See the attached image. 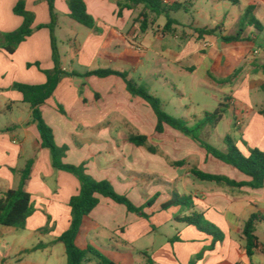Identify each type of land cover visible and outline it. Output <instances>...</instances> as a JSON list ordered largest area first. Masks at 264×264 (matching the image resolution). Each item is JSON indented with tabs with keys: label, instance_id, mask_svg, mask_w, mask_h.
<instances>
[{
	"label": "crops",
	"instance_id": "1",
	"mask_svg": "<svg viewBox=\"0 0 264 264\" xmlns=\"http://www.w3.org/2000/svg\"><path fill=\"white\" fill-rule=\"evenodd\" d=\"M25 1L26 9L35 15L32 25L35 32L14 53L0 47V198L18 186L20 176L15 171H21L33 160L26 185L33 213L25 229L0 227V241L10 253H24L25 264H67L65 245L58 238L70 226L69 202L78 194L80 182L72 173L53 167L50 150L42 146L30 104L24 101L23 93L14 88L15 83H46L44 70L55 67L50 28H37L52 20L48 1ZM84 1L100 31L88 28L83 40H78V34L66 33L64 50L59 47L65 73L40 109L54 131L56 144L68 147L64 162L85 165L86 172L94 179L111 182L118 193L142 207L146 216L100 195L99 204L83 220L77 245L92 246L117 264H147V258L154 264H190L202 252L204 255L197 264H264V221L256 225L260 247L253 256L248 255L241 240L250 215L254 212L264 215V187L239 188L200 180L193 175V168L237 181H248L250 177L208 154L192 138L169 125L158 132L154 109L142 97L132 95L122 77L69 74L112 69L125 72L128 79L135 81L138 68L146 65L144 51L147 48L142 34L154 29L150 27L138 34L139 29L133 24L136 9H125L122 16H118L117 0ZM165 1L184 3L186 0ZM17 2L0 0V32H12L23 24L24 18L14 12ZM250 5H255L254 15L259 13L256 17L264 25V0L259 5ZM186 6L184 3L182 9L191 11ZM59 7L65 14V26L72 29L75 20L69 16L67 0L55 1L56 14ZM243 15L236 14L235 20L240 23ZM56 27L57 21L55 35ZM157 27L163 28L161 24ZM59 28L63 30L62 26ZM215 28L220 38L228 35L225 24ZM263 31L248 25L242 40L225 42L221 38L223 45L219 47L195 30L184 36L190 41L187 48L180 53L170 51L175 59L168 60L166 65L170 72L178 67L195 70L194 62L184 59L199 55L201 63L203 57L208 56L210 62L204 60L202 64L211 65L213 73L228 71L230 77L235 74L226 82L223 77L213 79L227 86L226 104L233 110L239 132L235 141L244 153H248L245 143L264 151V106H260L264 100V47L251 50L250 44L252 39H259ZM159 32L165 35L162 30ZM172 33L178 37L176 25ZM153 35L160 37L158 33L153 32ZM191 39L195 40L193 44ZM198 40L201 43H197ZM241 61L246 65L236 68V63ZM232 71L233 75L229 74ZM254 74L260 77L253 78ZM216 127L207 125L205 128ZM137 135L147 137L145 145L131 142L130 138ZM226 149L227 146L224 151ZM191 181L201 182V185L189 189ZM204 182L212 184L203 185ZM174 194L190 196L193 206L163 208ZM152 199L153 203L147 205ZM194 211L204 213L224 231V240L217 242L214 249H210L212 236L177 218ZM46 227L48 229L44 230ZM39 251L45 257L36 255ZM6 255L0 258V264L4 263Z\"/></svg>",
	"mask_w": 264,
	"mask_h": 264
},
{
	"label": "trees",
	"instance_id": "2",
	"mask_svg": "<svg viewBox=\"0 0 264 264\" xmlns=\"http://www.w3.org/2000/svg\"><path fill=\"white\" fill-rule=\"evenodd\" d=\"M47 1L52 20L49 24H41L37 26V28H50L55 67L52 70H44L47 75L46 83L40 85L15 83L14 88L22 92L24 95V101L30 104L33 121L37 125L42 146L50 150L53 167L72 173L80 182L78 194L72 196L69 202L71 207L70 226L58 238V240L65 245L68 258L67 264H86L92 260L97 261L99 264H117L92 246L81 248L77 245L76 240L84 218L99 204L100 195L111 198L115 202L125 205L129 211L142 212L143 216H146V214L143 212V208L137 207L128 196L118 193L111 182L107 180L98 181L90 176L86 172L85 165L65 163L64 157L66 156L68 147L58 146L56 144L54 131L43 118L40 106L52 96L61 80L62 74L65 73L61 67L58 40L55 35V25L57 21V14L55 11L56 0ZM67 3L70 10L69 16L73 20L87 28L100 31L97 27L96 19L88 12L84 0H67ZM117 6L118 16H122L125 9H136L138 6H143V10L139 13V16L135 18V22H140L142 32L148 30L150 25H154L155 20H149L150 13H154L157 18L161 15H166L167 22L162 28V32L164 34H171L174 31V26L179 24L178 20L171 16V13L179 12L184 7V3L178 1L170 3L165 0H117ZM254 9L255 5H249L240 20L237 33L233 35H221L222 40L225 42L242 40L243 33L248 25L254 26L259 31L264 30L263 23L254 15ZM14 12L24 18L23 24L12 32H0V47L4 48L9 53H14L18 46L25 41L28 36H31L36 29L32 27L35 15L26 9L25 0H18ZM196 31L200 36L204 37L205 35L215 33L217 29L198 28ZM69 74L78 76L96 75L99 77L118 75L122 77L126 81L128 91L132 95L140 96L145 99L154 109L158 118L156 127L158 132H162L164 126L169 125L182 132L184 135L192 138L195 142L200 144L208 154L237 168L250 177V180L248 181H237L225 175L207 173L193 168V175L200 180L222 183L239 188L249 187L251 189H260L264 187L263 150L258 147H250L245 143L248 153H244L239 148L235 139L231 136H227L225 138L227 149L226 151H222L205 141L201 136L202 130L207 125H210L213 128L218 125L224 116L225 108L229 107L227 104L221 103L215 111L207 112L203 119L196 121L194 125H190L189 121L184 117H175L164 111L161 100L158 97L151 95L145 88L137 84L135 81L128 79L125 72L112 69H97L85 71L84 73L73 72ZM233 76H235V74ZM233 76L224 79L223 82L232 79ZM61 110L63 109L61 108ZM130 140L137 145H145L147 137L145 135H137L131 137ZM178 164H181V162ZM32 165L33 160H29L21 171H15L19 173L20 176L18 186L9 189L0 198V226L15 227L18 229L26 228L27 219L33 213L31 194L26 189L27 181L30 179ZM153 201V199L148 201L147 205L152 204ZM173 205L191 207L193 206V200L190 196L174 194L172 199L163 205V208L167 209ZM177 218L189 225H194L198 230L212 236L213 242L210 249H214L217 242L223 241L225 238L224 231L218 225L208 220L202 212L194 211L184 216H178ZM261 221H264V215L261 212H254L244 224L241 240L249 256H253L256 250L260 247V241L256 235V225ZM47 229L48 227L44 228V230ZM203 255L204 252L196 255L191 260L190 264H197ZM147 264H154V262L152 259L147 258Z\"/></svg>",
	"mask_w": 264,
	"mask_h": 264
},
{
	"label": "rangeland",
	"instance_id": "3",
	"mask_svg": "<svg viewBox=\"0 0 264 264\" xmlns=\"http://www.w3.org/2000/svg\"><path fill=\"white\" fill-rule=\"evenodd\" d=\"M184 3L187 5L186 9L188 8L191 11L187 12L185 9H182L177 13H171V16L179 22V24L176 25L178 37L173 33L163 35L159 32L162 28L157 27V25L161 24L162 27H164L167 22L166 15H161L157 18L154 13H150L149 20L151 21L154 19L155 22L154 25H150L149 28L154 27V29L153 31H149V34H142L143 39L145 38L143 44L147 48L144 51L146 53L144 57L146 65L138 68L134 79L151 95L161 100L164 111L175 117L188 118L189 124L194 125L195 120L197 121V119L204 118L206 112L215 111L221 102L226 104L227 100L225 96L228 94L226 89L227 86L217 83L213 78H217V80L222 77L228 79L230 76H228V71L227 73H213L211 65L207 67L205 63L202 64L204 60L210 62L209 57L204 56L200 63L199 55L190 59H184L185 62L189 60L194 62L195 70H180L178 67L177 70H172L170 72L166 65L169 62L168 60L175 59V56L171 54L170 51L180 53L185 47L187 48L190 41L189 38H185L184 36H186L187 33H194L198 28L213 29L217 25L221 27L222 24H225L226 34H236L240 25L239 21L235 20L236 14H243L250 4L259 5L262 3V0H238V2L230 0H193L192 4L190 1L186 0ZM142 10L143 6H138L136 8V17L139 16ZM64 15L61 8L57 10L56 35L61 51H63L65 47L63 41H66V33L78 34V40H83L84 35L88 31L87 27L73 20V28L71 29L69 26L66 27V18ZM256 16H259V13H256ZM135 18L133 24L138 27V34H141L140 22H135ZM131 24L132 23H130V25ZM59 26H62L63 30H61ZM153 32L154 34L158 33L160 37H155ZM205 38L214 44L217 43L219 47L223 45L219 33L206 35ZM191 40L193 44L195 40ZM197 43H201V40H198ZM250 44L251 50H253L254 47L263 48L264 31L260 33L259 39H252ZM209 51L213 50L210 49ZM245 65L246 63L241 61L236 63V68ZM145 70H148V73H145ZM229 74L233 75V71ZM140 76H142V78H140ZM252 77L259 78L260 76L259 74H254ZM260 106H264V100L263 105L260 104ZM201 136L205 141L217 149L224 151L226 146L225 138L231 136L235 139L239 136L238 129L234 124L232 108H225L224 120L218 124L216 129L205 128L202 130ZM206 184L212 183H203V185ZM199 185H201V182L194 183L191 181L189 189H195L197 186L199 187ZM5 253L7 255L3 264H25L27 256L24 253H10L9 249H7V247L4 248L0 241V258ZM36 255L45 257L42 251H39ZM92 264L97 263L93 261Z\"/></svg>",
	"mask_w": 264,
	"mask_h": 264
}]
</instances>
